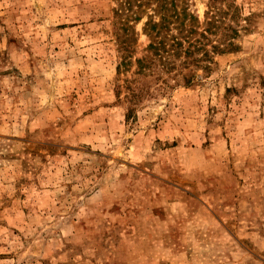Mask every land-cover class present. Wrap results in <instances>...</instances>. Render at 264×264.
<instances>
[{
    "label": "rangeland",
    "instance_id": "obj_1",
    "mask_svg": "<svg viewBox=\"0 0 264 264\" xmlns=\"http://www.w3.org/2000/svg\"><path fill=\"white\" fill-rule=\"evenodd\" d=\"M176 2L236 32L189 85L147 7L118 71L115 0H0V264H264V0Z\"/></svg>",
    "mask_w": 264,
    "mask_h": 264
},
{
    "label": "trees",
    "instance_id": "obj_2",
    "mask_svg": "<svg viewBox=\"0 0 264 264\" xmlns=\"http://www.w3.org/2000/svg\"><path fill=\"white\" fill-rule=\"evenodd\" d=\"M115 1L117 2V6L114 8L116 40L121 52V62L117 66L118 71H121L122 67L128 68L132 64L135 53L133 44L138 41L135 23L143 19L142 13L145 7L153 11L148 15L144 24V30L152 40L146 47L148 53L135 58L139 74L150 72L147 75L153 74L161 77L163 74H167L178 84L179 77H181L184 84L189 85L197 76L193 67L206 70L209 68L207 62L213 60L214 54H221L236 48L233 41L235 31L232 32V35H227L226 38L219 41L211 39L210 36L217 34L218 29L222 26L213 11L204 28L200 30L199 18L185 7L179 10L176 0ZM218 1L210 0L213 10L217 8L222 10L218 6ZM186 68L191 69L190 74L184 72ZM141 90L136 91L131 88L130 97L133 100L140 98Z\"/></svg>",
    "mask_w": 264,
    "mask_h": 264
}]
</instances>
